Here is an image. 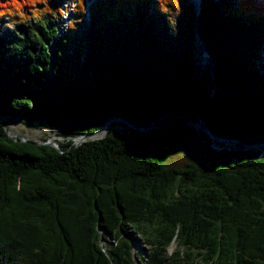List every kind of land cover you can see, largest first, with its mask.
Segmentation results:
<instances>
[{
    "label": "trees",
    "instance_id": "obj_1",
    "mask_svg": "<svg viewBox=\"0 0 264 264\" xmlns=\"http://www.w3.org/2000/svg\"><path fill=\"white\" fill-rule=\"evenodd\" d=\"M75 1L59 34L58 0H0V117L69 138L176 119L58 148L0 122V264H264V154L181 121L264 141V0Z\"/></svg>",
    "mask_w": 264,
    "mask_h": 264
},
{
    "label": "rangeland",
    "instance_id": "obj_2",
    "mask_svg": "<svg viewBox=\"0 0 264 264\" xmlns=\"http://www.w3.org/2000/svg\"><path fill=\"white\" fill-rule=\"evenodd\" d=\"M96 0H87V6L92 4L93 2H95ZM191 3H193L194 5L196 4L197 6H200V1L201 0H189ZM219 1V0H217ZM76 4L75 0H58V5L61 7L62 9V17L60 18V33H64L65 31H67V22L69 20V18H72L74 15V10L73 7ZM89 16L87 15L85 20H84V26L87 27L88 26V21ZM2 27L4 29L11 30L14 29L13 24L7 20H4V22L2 23ZM72 32V31H71ZM76 36L77 35H82L84 32L83 30H78L77 32H75ZM195 57L197 59H199L200 64H203V62L209 60L207 54L201 49L200 51V56L198 57L197 53H195ZM263 79V77H261ZM1 120H3L5 122V124L8 126V131H6L7 135L12 138L15 139L17 137H21L24 140H35L38 142H44L46 141L49 136H56L58 134L55 133V131H53L50 127L46 126L44 128H40L39 127V122L38 120H34V121H26V123L22 122L19 118L17 117H10V116H4V117H0ZM176 118L174 117H170V116H164L163 118L159 119L158 121H155V128H161V127H167L168 123L171 121H174ZM122 123V121L117 120L114 121L110 124H108L107 130L111 129L116 135L124 132L128 126L127 125H121L119 124ZM124 124V123H123ZM107 132V131H106ZM13 133H18L17 137H14L12 134ZM105 133L102 134V136H104ZM101 136V137H102ZM68 138V137H66ZM63 137V140H59V142H67V141H71L72 144L76 143L74 142L72 139H67ZM59 143L56 145L55 147H58ZM215 147H220L218 145H214ZM223 146V144H222ZM241 147L240 144L234 143L233 146H223L224 149H239ZM171 164H178L179 166H182L184 164V161L180 158L175 159L174 161L171 162ZM132 245H133V250L134 252L139 251V244H137L136 242H134V240H132ZM175 248V245L172 244L170 246V248L168 249L169 252ZM140 252V251H139Z\"/></svg>",
    "mask_w": 264,
    "mask_h": 264
},
{
    "label": "water",
    "instance_id": "obj_3",
    "mask_svg": "<svg viewBox=\"0 0 264 264\" xmlns=\"http://www.w3.org/2000/svg\"><path fill=\"white\" fill-rule=\"evenodd\" d=\"M195 6H196V11H197V13H199V5L197 6L196 4H195ZM165 116H167V115H165ZM168 117V116H167ZM178 118H181V116H177ZM117 120H120V121H122V123H124V125H127L129 128H132V129H135V130H138V131H140V132H148V131H150V130H154V129H156L155 127H152L151 126V124L153 123V122H155V121H157V120H155V121H151L148 125H146V126H143V127H138V125H136V124H132V123H129V122H127L124 118H121V117H116V116H114V117H109L108 119H106L105 121H104V123H103V125L96 131V132H93V133H91V134H86V135H81V134H79V135H77V136H75V137H80V139H81V141H78V142H76V143H74V145H79V144H81L82 142H84V141H86V140H93V139H99V138H101V136H102V134L103 133H106V131H107V128H106V126L108 125V124H110V123H112V122H114V121H117ZM181 121L183 122V123H185L186 125H188V126H192V127H194L195 128V130H198V127H197V124L198 123H201V126H199V128L201 129V131L202 132H204L206 135H208L209 136V139L212 141V147L214 148V149H217V150H219V149H223V150H229V149H224L223 148V146H222V144H226V143H237V144H240L241 145V147L238 149V150H240V151H247V150H251V151H260L259 152V154H258V157H261L263 154H264V149L263 150H260V146H263L264 145V141H262V142H258V143H240L239 141H237V139H223V138H221V137H218V136H216V135H214V134H212L210 131H209V129L207 128V126H205L204 124H203V121L202 120H199V121H195V120H193V119H190V118H181ZM0 122L2 123V125H3V127H4V131L6 132V130H7V128H6V124H5V122H3V121H1L0 120ZM100 131H103V133L100 135V136H98L97 138H95L94 137V134H97V133H99ZM62 137H64V138H66V136H62ZM103 137V136H102ZM74 137H72V138H66V140L67 139H73ZM15 140H23V141H26V140H24L23 138H21V137H17V138H15ZM38 142V141H37ZM216 143H218L219 145L218 146H220V147H215L214 145L216 144ZM38 144H40V145H48V146H52L53 148H58V147H55V145H53L52 143H50V142H48L47 140L46 141H44V142H38ZM217 145V144H216ZM231 150H236V149H231Z\"/></svg>",
    "mask_w": 264,
    "mask_h": 264
},
{
    "label": "bare ground",
    "instance_id": "obj_4",
    "mask_svg": "<svg viewBox=\"0 0 264 264\" xmlns=\"http://www.w3.org/2000/svg\"><path fill=\"white\" fill-rule=\"evenodd\" d=\"M223 6V5H222ZM154 125H155V122H153L152 124H151V126L152 127H154ZM199 126H201V123H198L197 124V127H198V131H201V129L199 128ZM108 127V125L106 126V128ZM6 128H7V132H9L8 130V126L6 125ZM103 133V131H100L99 133H97V134H94V137L95 138H97L98 136H100L101 134ZM14 137H17L18 136V133H13L12 134ZM59 140H63V137H62V135H56V136H49V138L47 139V141L48 142H50V143H52L53 145H57L58 143H59ZM74 142H78V141H81V139H80V137H74L73 139H72ZM225 147H227V146H233L234 145V143H226V144H223ZM260 148V150H263L264 149V145L263 146H260L259 147Z\"/></svg>",
    "mask_w": 264,
    "mask_h": 264
}]
</instances>
